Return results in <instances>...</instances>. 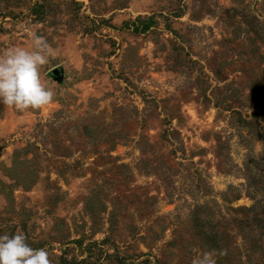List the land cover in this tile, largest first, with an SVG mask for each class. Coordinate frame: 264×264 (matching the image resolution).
I'll return each instance as SVG.
<instances>
[{"label": "rangeland", "instance_id": "374dc122", "mask_svg": "<svg viewBox=\"0 0 264 264\" xmlns=\"http://www.w3.org/2000/svg\"><path fill=\"white\" fill-rule=\"evenodd\" d=\"M32 32L55 95L0 104V235L51 264H264V0H0V53Z\"/></svg>", "mask_w": 264, "mask_h": 264}, {"label": "clouds", "instance_id": "9594fccd", "mask_svg": "<svg viewBox=\"0 0 264 264\" xmlns=\"http://www.w3.org/2000/svg\"><path fill=\"white\" fill-rule=\"evenodd\" d=\"M31 40V48L13 46L0 53V104L19 111L46 106L55 95L41 73L55 51L35 32L31 33ZM0 264H51V260L47 249L32 248L25 235L18 233L0 235ZM196 264H215V260L205 253Z\"/></svg>", "mask_w": 264, "mask_h": 264}, {"label": "trees", "instance_id": "16d2710c", "mask_svg": "<svg viewBox=\"0 0 264 264\" xmlns=\"http://www.w3.org/2000/svg\"><path fill=\"white\" fill-rule=\"evenodd\" d=\"M256 192V191H254ZM260 201L263 203L262 204V208H260L259 210H262V214H264V200H261V198H256L255 199V203L252 207H249L247 208L246 210L247 211H256L254 214H253V221H255V225H256V234L255 236L258 238L256 240H254L253 238L252 241L255 243V241H259L261 239H263V243H264V216L261 218V219H258L256 218V215H257V212H258V203H260Z\"/></svg>", "mask_w": 264, "mask_h": 264}, {"label": "water", "instance_id": "95a60500", "mask_svg": "<svg viewBox=\"0 0 264 264\" xmlns=\"http://www.w3.org/2000/svg\"><path fill=\"white\" fill-rule=\"evenodd\" d=\"M52 74L54 75V78L57 79V80H60L61 79V74H60V71L59 69L55 68L52 70Z\"/></svg>", "mask_w": 264, "mask_h": 264}]
</instances>
